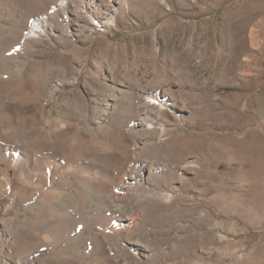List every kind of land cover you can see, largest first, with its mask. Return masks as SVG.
I'll return each instance as SVG.
<instances>
[{"label":"rangeland","instance_id":"obj_1","mask_svg":"<svg viewBox=\"0 0 264 264\" xmlns=\"http://www.w3.org/2000/svg\"><path fill=\"white\" fill-rule=\"evenodd\" d=\"M0 264H264V0H0Z\"/></svg>","mask_w":264,"mask_h":264},{"label":"bare ground","instance_id":"obj_2","mask_svg":"<svg viewBox=\"0 0 264 264\" xmlns=\"http://www.w3.org/2000/svg\"><path fill=\"white\" fill-rule=\"evenodd\" d=\"M38 29H40L39 28V21L38 20H35V23H32L31 24V27L29 28V31H28V36H29V34H31V35H34V34H36V32H37V30ZM34 31H36V32H34ZM31 37V36H30ZM147 98L150 100V101H153L154 103H160L159 102V99H158V97L157 96H151V95H148L147 96ZM89 187V186H88ZM93 187V186H92Z\"/></svg>","mask_w":264,"mask_h":264},{"label":"built area","instance_id":"obj_3","mask_svg":"<svg viewBox=\"0 0 264 264\" xmlns=\"http://www.w3.org/2000/svg\"><path fill=\"white\" fill-rule=\"evenodd\" d=\"M32 23H35V20H33V22H32ZM32 23H31V24H32ZM40 27H41V25L39 26V28H40ZM38 31H39V29L37 30V32H38ZM34 32H36V31H34Z\"/></svg>","mask_w":264,"mask_h":264}]
</instances>
